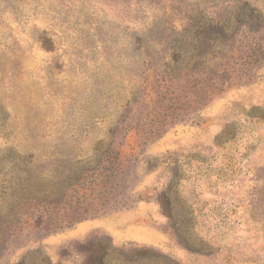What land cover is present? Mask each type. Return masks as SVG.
Masks as SVG:
<instances>
[{
	"label": "rangeland",
	"instance_id": "obj_1",
	"mask_svg": "<svg viewBox=\"0 0 264 264\" xmlns=\"http://www.w3.org/2000/svg\"><path fill=\"white\" fill-rule=\"evenodd\" d=\"M0 264H264V0H0Z\"/></svg>",
	"mask_w": 264,
	"mask_h": 264
},
{
	"label": "crops",
	"instance_id": "obj_2",
	"mask_svg": "<svg viewBox=\"0 0 264 264\" xmlns=\"http://www.w3.org/2000/svg\"><path fill=\"white\" fill-rule=\"evenodd\" d=\"M113 220V221H112ZM117 222V219H105V220H89L78 224L75 228L67 232L68 237H82L86 232L99 227H109L112 222ZM119 223V221L117 222ZM121 225H117L114 229ZM117 241H130L135 243H144L146 241V228L145 225H132L127 231H109Z\"/></svg>",
	"mask_w": 264,
	"mask_h": 264
}]
</instances>
